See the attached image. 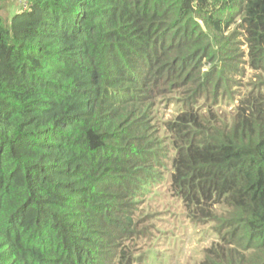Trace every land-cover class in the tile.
Returning a JSON list of instances; mask_svg holds the SVG:
<instances>
[{
	"label": "trees",
	"instance_id": "1",
	"mask_svg": "<svg viewBox=\"0 0 264 264\" xmlns=\"http://www.w3.org/2000/svg\"><path fill=\"white\" fill-rule=\"evenodd\" d=\"M168 150L171 193L214 235L197 264H264V0L0 15V264L139 263L135 213Z\"/></svg>",
	"mask_w": 264,
	"mask_h": 264
},
{
	"label": "rangeland",
	"instance_id": "2",
	"mask_svg": "<svg viewBox=\"0 0 264 264\" xmlns=\"http://www.w3.org/2000/svg\"><path fill=\"white\" fill-rule=\"evenodd\" d=\"M21 8V0H4L0 4V15L7 21L13 14L21 11ZM249 74L250 70L245 66L242 80L246 81ZM225 108L231 111L230 106ZM176 111L171 99L155 102L153 122L162 138L166 136L162 123L173 119ZM172 154L171 150H168V157L161 158L162 163L166 164L163 175L165 179L143 192L142 202L135 213V221H138L141 230L138 236V250L142 258L144 256L135 264H197L202 250L214 239L211 225L192 224L185 217L182 202L169 189Z\"/></svg>",
	"mask_w": 264,
	"mask_h": 264
},
{
	"label": "built area",
	"instance_id": "3",
	"mask_svg": "<svg viewBox=\"0 0 264 264\" xmlns=\"http://www.w3.org/2000/svg\"><path fill=\"white\" fill-rule=\"evenodd\" d=\"M22 7L24 8L27 5V0H21Z\"/></svg>",
	"mask_w": 264,
	"mask_h": 264
}]
</instances>
